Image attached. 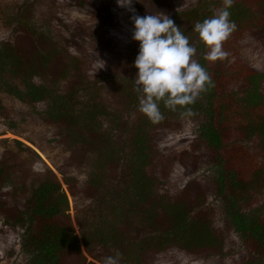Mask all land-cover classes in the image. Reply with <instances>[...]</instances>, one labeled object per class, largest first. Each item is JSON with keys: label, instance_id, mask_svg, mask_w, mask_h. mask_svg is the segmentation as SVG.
I'll use <instances>...</instances> for the list:
<instances>
[{"label": "trees", "instance_id": "16d2710c", "mask_svg": "<svg viewBox=\"0 0 264 264\" xmlns=\"http://www.w3.org/2000/svg\"><path fill=\"white\" fill-rule=\"evenodd\" d=\"M87 1L0 0V123L38 148L52 166L12 138L35 157L30 167L39 179L27 192L22 180L12 177L20 171L0 157V222L11 233L17 227L20 242L31 248L24 264H103L117 251L119 264H175L185 255L219 254L224 230L234 232L243 246L237 264H264V70L239 49L262 32V14L250 16L248 5L234 0L227 10L236 29L223 43L229 55L213 62L204 59L208 49L193 26L211 17L222 0H195L174 12L171 0H149L148 7L146 0L135 2L143 16L157 14L151 12L157 3L196 48L193 59L214 85L175 111L160 102L163 120L152 123L139 111L136 73L123 74L116 83L112 61L97 69L118 51L121 36L113 41L103 36L102 44L110 41L111 48L101 45L107 52L95 50L90 57L66 45L77 20L67 22L56 5L66 14L77 8L95 17ZM259 2L264 7V0ZM95 18L99 23L93 27L119 33L117 18ZM48 45L63 56V68L54 66ZM125 50L126 64L133 63L139 42ZM26 113L34 124L30 133L20 128ZM184 117L198 122L194 144L212 162L205 181L169 177L171 167L186 164H176L173 135ZM42 123L63 138L46 134ZM6 179L12 181L10 191L2 190ZM209 195L218 199L216 207H206Z\"/></svg>", "mask_w": 264, "mask_h": 264}, {"label": "rangeland", "instance_id": "374dc122", "mask_svg": "<svg viewBox=\"0 0 264 264\" xmlns=\"http://www.w3.org/2000/svg\"><path fill=\"white\" fill-rule=\"evenodd\" d=\"M137 1L138 0H133L132 7L135 9L136 15L143 16L139 11H137V8L135 6V2ZM194 1L195 0H171L169 3L170 11L174 12L178 8H185L191 5ZM240 1L248 5L250 9V16L252 12H258L259 14L257 15L262 14L264 26V7L261 6L262 3L259 2V0ZM87 2L92 6L91 12L95 17L100 16V18H105L106 20L111 22L115 18H117L116 26L119 30V33L114 34L112 30L107 31L103 26L93 27L94 25H96V23H99V20L90 15L86 16L82 9L73 8L68 14H66L59 8V5H56V9L61 12V16L67 22L72 19L77 20V23L74 26H71L69 28V32L66 33V35L69 36L66 40V45L74 52L77 53L81 50L87 57H90L92 55V52L95 50L107 52L105 47L103 48L101 47V45L111 48V43H109L110 41H106L107 43L105 42V45L102 44V42L104 41L102 39L103 36L105 40L112 41L119 40V37L121 36L120 39L123 41L117 49L118 51L114 54L112 53V55L110 56H107V61L105 60L104 63L108 64L110 61H112L113 70H115L116 72L111 76L114 81H116L117 78L123 76V74H128L130 76L134 75V73H136L138 69L134 66L133 63L126 64L127 62L123 58L124 56H126V47L134 42H138L132 39L133 24L129 17L133 15V13L127 11L123 7L118 6L117 2L112 3L111 0H102L101 4H94L93 0H88ZM148 5L149 0H146V7H148ZM157 6V3L154 4V6L151 8V12L161 11V8ZM61 27H63L62 24L60 25V28ZM74 34H76V36L72 38L71 36ZM92 35H95V37L93 38ZM253 36L254 37L250 39L248 45L245 48L242 46L243 42H241L239 45V49L244 50L246 52L245 54H248V56L250 57L249 60L252 63L257 64L264 70V54H257L256 52H253L262 51V53H264V28L262 32H257ZM70 37L72 38V40H69ZM88 40H91L92 45L89 49H91L92 51L86 48L87 42H89ZM240 41H244V38L242 37ZM45 49L48 50L51 55L55 56V59L53 61L54 66L63 68V66L65 65L63 56L58 53H53V50H50V45L45 46ZM136 56H133V62ZM113 80L110 79L111 82H113ZM117 82L118 81H116V83ZM117 107L119 108V111H121V106L118 105ZM29 118H31V114L26 113L25 115H23V119H20V128L22 129V131L28 133H30V129L34 125ZM40 128H42L43 131L48 135H53L58 139L63 138V136H61L60 134L55 135V131L49 128L46 123H42ZM198 128V122L184 117L180 129L173 131V135L175 137V150H177V154L175 156L176 164L178 163V161L181 163H186L179 168H170L169 173L171 175H169V177H173L176 182H178L179 180H182L183 182H187L189 180L205 181V179L212 174V162L210 158L205 157L200 152V147L195 146L194 144L195 138L198 135ZM0 138H6L7 140L0 141V157L2 155L7 157L8 160L16 166L14 172L16 170H19L20 172H16L12 177L16 176L17 178H20L25 184V187H27L28 192V187H30V185L32 186V183L36 182L39 179L36 169L34 167H30L34 163L35 157L33 153H31L28 149L24 148L22 145L14 143L12 141V138L20 140L24 144L29 145L41 157V159L43 158L46 161L49 166H51V164L45 159L38 148L33 146L25 139L21 138L20 136L12 133L11 131L3 129L1 123ZM244 143L245 145H249L248 141ZM39 165L40 164L37 163L34 166L38 167ZM23 168L24 172L22 173L21 171L23 170ZM59 178L61 182H63L60 175ZM11 184L12 181L6 179L3 183L2 190H12ZM62 185L63 187H65L64 184ZM27 192L23 194L24 197L27 195ZM218 203L219 201L217 198H215L213 195H209L206 200V207H216ZM70 213H73L71 207ZM216 219L220 220L221 218L217 216ZM223 233L224 247L219 254L185 255L179 262L175 264H237V258H239V256L241 255L243 246L241 245V242L237 235L231 230L228 232L224 230ZM19 235L20 230L17 227L15 228V232L11 233L8 231L7 227L4 226L2 222H0V264H24V259H28V257L32 255L31 248H27L26 245H22Z\"/></svg>", "mask_w": 264, "mask_h": 264}, {"label": "clouds", "instance_id": "9594fccd", "mask_svg": "<svg viewBox=\"0 0 264 264\" xmlns=\"http://www.w3.org/2000/svg\"><path fill=\"white\" fill-rule=\"evenodd\" d=\"M117 5L132 12V39L139 42V51L133 62L138 69L134 78V90L139 93V111L152 123L163 120L159 103L175 111L177 106L194 104L206 86H214L207 71L193 59L196 48L174 21L163 12L136 15L133 0H116ZM234 0H222V7L202 22H196L193 31L198 34L208 51L204 59L224 60L229 53L223 43L235 31L236 24L229 19L227 10ZM103 64L97 69L103 68ZM191 115V110L188 113ZM120 253L107 256L103 264H119Z\"/></svg>", "mask_w": 264, "mask_h": 264}]
</instances>
